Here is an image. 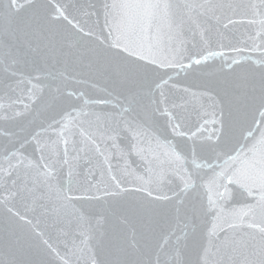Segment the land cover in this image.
I'll use <instances>...</instances> for the list:
<instances>
[{
    "label": "snow or ice",
    "instance_id": "obj_1",
    "mask_svg": "<svg viewBox=\"0 0 264 264\" xmlns=\"http://www.w3.org/2000/svg\"><path fill=\"white\" fill-rule=\"evenodd\" d=\"M0 264H264V0H0Z\"/></svg>",
    "mask_w": 264,
    "mask_h": 264
}]
</instances>
